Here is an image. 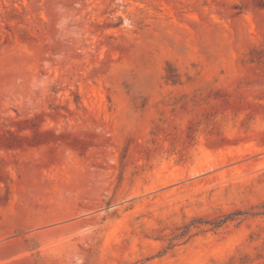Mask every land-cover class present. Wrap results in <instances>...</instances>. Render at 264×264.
<instances>
[{
    "label": "rangeland",
    "instance_id": "obj_1",
    "mask_svg": "<svg viewBox=\"0 0 264 264\" xmlns=\"http://www.w3.org/2000/svg\"><path fill=\"white\" fill-rule=\"evenodd\" d=\"M5 215L9 264H264V0H0Z\"/></svg>",
    "mask_w": 264,
    "mask_h": 264
},
{
    "label": "crops",
    "instance_id": "obj_2",
    "mask_svg": "<svg viewBox=\"0 0 264 264\" xmlns=\"http://www.w3.org/2000/svg\"><path fill=\"white\" fill-rule=\"evenodd\" d=\"M35 219L36 216H0V264L21 260L26 249L23 234L29 226L36 227Z\"/></svg>",
    "mask_w": 264,
    "mask_h": 264
}]
</instances>
